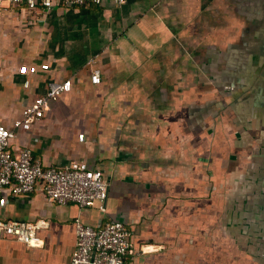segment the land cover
I'll return each instance as SVG.
<instances>
[{"label":"crops","instance_id":"obj_1","mask_svg":"<svg viewBox=\"0 0 264 264\" xmlns=\"http://www.w3.org/2000/svg\"><path fill=\"white\" fill-rule=\"evenodd\" d=\"M0 16V123L13 156L102 171L104 202L5 192L0 218L45 220L44 244L0 239V264H72L78 220L124 222L126 264H264V0H104ZM94 68L101 83L93 84ZM71 90L14 127L53 81ZM104 204L105 211L101 209ZM143 245L154 250L140 253Z\"/></svg>","mask_w":264,"mask_h":264},{"label":"built area","instance_id":"obj_2","mask_svg":"<svg viewBox=\"0 0 264 264\" xmlns=\"http://www.w3.org/2000/svg\"><path fill=\"white\" fill-rule=\"evenodd\" d=\"M104 0H0V16L6 8L18 11L39 12L55 6L81 7L100 4ZM121 5L128 0H112ZM93 84L101 83V70L94 68L91 74ZM70 79L53 81L45 94L36 97L22 110V116L14 121V127L29 126L45 118L53 102L71 90ZM15 131L0 123V205L5 192L15 195L28 194L42 184L47 199L57 203H76L81 207L94 202H104L108 196V183L99 169H90L81 161H70L62 166L43 167L35 160L32 149L25 147L13 156L9 149ZM101 209L105 211L104 204ZM45 220L26 221L0 218V239L15 238L30 247L44 244L38 231L47 226ZM76 248L72 264H126L127 257L138 251L131 240L127 225L109 219L104 225L94 227L80 220L76 222ZM153 246L143 245L140 253L153 251Z\"/></svg>","mask_w":264,"mask_h":264}]
</instances>
